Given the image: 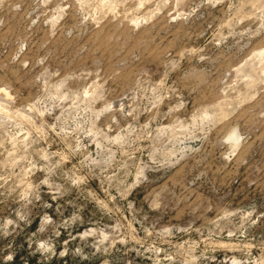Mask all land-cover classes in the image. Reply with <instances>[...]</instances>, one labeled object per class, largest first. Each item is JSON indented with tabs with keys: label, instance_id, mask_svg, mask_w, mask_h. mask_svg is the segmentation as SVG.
I'll list each match as a JSON object with an SVG mask.
<instances>
[{
	"label": "rangeland",
	"instance_id": "rangeland-1",
	"mask_svg": "<svg viewBox=\"0 0 264 264\" xmlns=\"http://www.w3.org/2000/svg\"><path fill=\"white\" fill-rule=\"evenodd\" d=\"M241 103L242 127L261 134L229 161L217 125ZM261 111L264 0H0V228L16 218L10 205L42 209L22 198L50 178L65 186V218L82 216L77 232L104 228L126 241L95 253L77 239L60 258L61 229L49 260L27 243L38 223L21 222L0 231V264L264 256ZM40 193L51 202L46 186ZM78 245L88 260L73 255Z\"/></svg>",
	"mask_w": 264,
	"mask_h": 264
},
{
	"label": "clouds",
	"instance_id": "clouds-1",
	"mask_svg": "<svg viewBox=\"0 0 264 264\" xmlns=\"http://www.w3.org/2000/svg\"><path fill=\"white\" fill-rule=\"evenodd\" d=\"M244 107L245 105L243 103L236 105L230 110L229 115L217 125V127L221 130L219 135V143L222 146L224 158L229 161L236 159L245 148L253 145L255 137L261 134L259 129H257L255 135H253L251 131L242 127V122L237 117L240 110H242ZM256 119L259 121H264V111L258 112L256 114ZM256 158L258 157H254V159ZM84 159L88 160L89 157L86 156ZM91 163L99 164L100 161L93 159L91 160ZM243 163L247 165L249 160L245 158ZM101 174H108L112 178L115 176V173L110 169H101ZM128 183H132L131 177L128 178ZM41 185L46 186L49 189V194L52 197L51 202H46L43 200V197L40 193ZM136 186L139 187V185ZM116 190L118 192L121 191L119 187H117ZM134 191L135 188H132L124 198L131 201L132 192ZM66 194L65 186L63 184H57L50 178H44L40 180L38 184L32 186L31 198H29L27 194L22 198V201L23 205H33L34 201L36 204L42 203L43 208L40 209L34 206L33 208L28 209L22 206L21 209H17L14 205H10V211L15 213L16 218L13 219L10 216L4 217L3 228H0V231H3V235L8 237L20 228L21 222L26 225L25 231L30 229L32 224L38 223L36 230L32 232L31 236L28 237L27 243L29 248H31L34 244L35 250L49 260L56 257L57 255L56 240H58L63 234L61 229L68 231L69 239L63 242V250L59 252L60 258L68 256L70 250L67 245L71 241H75L77 239H79L81 244H85L87 247L94 249L95 253H107L109 247L115 248L117 239H119V243L121 244L126 243V241L122 238H114L112 232L104 228L93 227L77 232V224L83 223L82 216L77 212H73L70 216L65 218L64 212L61 211L62 206L58 203L66 196ZM113 200H116V197H113ZM54 204H56L55 208ZM53 212H55L60 217L59 221L54 218ZM33 215H35V219L32 218ZM8 226H12L11 232L8 231ZM49 232L51 235L45 236V234ZM73 233L76 234L74 235ZM229 235H231V233H229ZM40 236H44L45 238H39ZM90 239L91 243H88ZM155 251L159 252L160 249H155ZM73 255L79 257L80 261H86L89 259L84 247H81L80 245L75 247ZM14 258L15 254L10 252L5 259L7 261H12ZM169 259L174 258L169 257ZM101 264H108V261H101ZM232 264H264V256H256L252 257L251 259L246 257L243 261L234 259Z\"/></svg>",
	"mask_w": 264,
	"mask_h": 264
}]
</instances>
